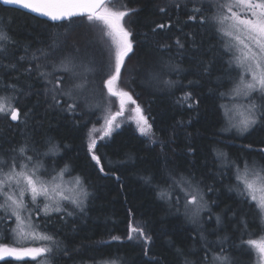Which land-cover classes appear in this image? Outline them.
<instances>
[{
  "label": "trees",
  "instance_id": "1",
  "mask_svg": "<svg viewBox=\"0 0 264 264\" xmlns=\"http://www.w3.org/2000/svg\"><path fill=\"white\" fill-rule=\"evenodd\" d=\"M175 2L181 4L179 9L175 7L174 0H112L109 4L110 7L138 9L128 16L134 48L122 70L130 73L126 74V88L150 118L155 134L143 136L135 126L126 124L110 137L99 136L97 154L101 155V164L108 176L99 171L87 149L88 133L100 121L97 110L85 111L83 117L59 111L52 106L46 80L35 73L31 77L24 73L30 63L33 67L37 63H48L43 58L33 61L31 56H39L37 50L47 51L57 37L64 42L61 50L55 53L57 62L70 53L75 44L82 53L90 51L94 55L97 68L98 58H104V55L101 45L92 40L95 34L92 25L85 17L50 22L0 3V26L5 27L17 42L14 48L9 47L7 59L0 56V90H4V85L15 84L16 93L10 87L6 90L9 95H19L16 107L20 108L22 119L23 114L31 110L26 125L9 118L0 119V145L16 147L26 136L59 144L61 153L55 159L72 165L74 173L86 179L92 193L83 213L78 211L70 217L54 213L47 220L43 215L39 217L41 228L54 235L61 244L54 264L122 257H127L125 264H182L177 249L191 253L190 259L195 255L202 256L205 242L198 236L200 232L196 224L189 222L182 208L176 211L157 196L155 185H163L161 173L174 169L187 174L191 170L212 184L211 174L219 169L216 150L243 152L247 157L261 159L259 152H248L242 146L264 147V125L239 136L223 130L226 123L223 109L219 106L226 100L221 99L218 93L231 87L228 78L234 77L235 73L230 72L226 63L228 57L222 51L221 37L214 34L211 27L206 30L188 20L192 14L191 7L193 4L200 6L201 0H192L187 8L184 7L185 0ZM160 8L166 11L161 12ZM156 24H171V27L160 30L156 29ZM176 38L184 44L183 49L175 44ZM161 45L169 47L163 49ZM19 56H26V60L18 61ZM161 59L171 60L181 69L179 73L167 72L161 76V79L181 82L179 87L168 89L152 78V72L159 69ZM9 64H16L19 71L5 67ZM205 67L207 72L203 71ZM42 71L50 72L52 69L42 68ZM190 80L195 83L188 85ZM19 89L30 95H21ZM184 92H192L199 100L198 106L189 107L191 100L178 102ZM92 101L96 102L95 99ZM74 119L80 123L74 124ZM41 145L45 150L43 142ZM113 172L120 177L119 180L111 175ZM150 176L155 177L151 184L145 182V177ZM233 183L225 178L223 182L214 184L215 193H208L209 202H215L212 208L216 215L225 210L228 213L237 210L241 214L250 208L254 210L255 207L242 203L235 192L229 191ZM129 208L134 213L133 222L142 223L152 238L147 251L134 240L121 242L111 239L127 231ZM248 219L253 221L251 215ZM2 241L7 243L9 239ZM214 246L217 247L216 244ZM242 259H252L251 254L243 255ZM14 262L17 261L0 260V264Z\"/></svg>",
  "mask_w": 264,
  "mask_h": 264
},
{
  "label": "snow or ice",
  "instance_id": "2",
  "mask_svg": "<svg viewBox=\"0 0 264 264\" xmlns=\"http://www.w3.org/2000/svg\"><path fill=\"white\" fill-rule=\"evenodd\" d=\"M2 2L49 18L51 21H71L74 17H85L88 22L101 25L103 35L114 45L111 53L113 62L109 66V74L103 85L109 97L118 98L119 108L114 112L109 109L104 115L97 117L103 120V128L101 130L91 128L87 142L91 160L101 173L108 176L109 173L101 164V155L97 154L98 140L93 133L102 131L103 137H110L113 131L120 127L118 118H123L135 123L141 135L152 137L155 134L148 116L144 114V109L132 93L118 87L125 60L130 58L134 48L133 32L125 27V17L138 9L110 7L112 0H2ZM191 2L192 0H185L184 7L187 8ZM174 3L177 9L181 7L179 2L174 0ZM159 11L165 12L166 9L160 8ZM190 11L192 14L188 16L189 21L198 23L206 30L211 27L213 33L221 37L222 51L228 57L226 63L230 72L235 73L234 77L228 78L231 87L218 93L221 99L226 100V103L219 106L223 109L226 123L223 130L235 129L237 133L243 135L258 125H264V0H224L223 3L220 0H201V5L193 4ZM170 27L171 24H156V29L160 30ZM192 42L195 45L194 36ZM16 43L8 30L0 26V56L7 59L9 47L14 48ZM63 43L57 37L47 51L37 50L40 55L32 54L31 60L39 61L43 58L48 63L43 65L37 63L35 67L30 63L24 69V73L29 77L35 73L46 80L49 85L46 91L51 97L52 106L59 111L83 117L85 111L91 113L102 109L100 104H93L87 94L90 77L97 71L94 55L90 51L82 53L81 49L73 44L72 51L60 57L57 62L55 53L61 50ZM175 44L180 49L184 48L179 38H176ZM160 47L167 49L169 46ZM17 59L25 61L26 56H19ZM5 67L19 71L16 64ZM42 68H51L52 71H42ZM179 71H181L179 66L174 65L171 60L161 59L159 69L152 72V78L160 81L166 88L174 89L179 87L181 82L161 79V76L167 72ZM203 71L207 72L208 68L205 67ZM193 83L195 82L188 81V85ZM8 87L13 93L17 92L15 84L6 85V89ZM19 93L30 95L23 89H19ZM189 100L192 101L189 107L198 106L199 100L192 92H184L178 98V102L181 103H187ZM18 102L19 95L0 96V115L26 125L31 110L26 111L22 119L21 110L16 107ZM126 111L129 114L127 117ZM73 123L80 122L74 119ZM41 142L45 146L44 151L40 150ZM242 147L248 152H259L261 159L242 154L233 157L225 151L216 150L215 158L219 161V169L211 174L212 184L206 183L203 176L198 177L191 170H188L187 174L178 173L174 169L161 173L163 185H155L158 198L176 211L182 208L185 217L193 224L198 223L205 211L210 214L209 219L212 218L207 195L210 192L215 193L214 184L223 182L225 178L234 181L229 191L235 192L242 203L257 210L254 221L242 218L236 212L232 213L236 220V232L240 234L238 244L225 236L217 242L218 250L214 251L205 242L202 246L203 255L198 260L190 259L191 253L177 249V255L182 257V264H242L241 257L252 252L255 253L252 264H264V147L257 149L251 144ZM59 154V144L50 140L39 141L28 136L18 146L0 154V214H2L0 221L6 225L5 229L0 231V239H8L10 236L13 244H35L37 241L42 244L12 246L9 243H0V260L6 257L18 260L42 258L45 264H48V258L59 249L60 242L53 235L40 232L39 229L43 225L37 223L36 218L43 215L47 220L54 213L70 217L76 211L83 213L88 206L92 193L88 190L86 179L78 174L71 175L72 168L68 164L62 168L54 167V158ZM48 157H52L53 160L46 163ZM111 175L117 180L120 179L115 172ZM154 179L155 177L151 176L145 177V182L151 184ZM169 180L171 183H168ZM66 205L72 207L73 211H68ZM127 211L129 217L127 234L124 237L112 236L111 239L150 242L151 237L145 234L143 224L137 222L134 225V213L130 208ZM215 220L218 225L222 222L220 215H215ZM250 223L256 224L258 233L251 231ZM245 235H258V238L245 240ZM198 236L206 241L202 232L198 233ZM233 251L237 255H233ZM93 264H97L95 258ZM98 264H118V261L102 260Z\"/></svg>",
  "mask_w": 264,
  "mask_h": 264
},
{
  "label": "rangeland",
  "instance_id": "3",
  "mask_svg": "<svg viewBox=\"0 0 264 264\" xmlns=\"http://www.w3.org/2000/svg\"><path fill=\"white\" fill-rule=\"evenodd\" d=\"M90 24L92 25V28L95 31V34L93 33L94 34L93 35L94 37H93L92 40L95 43H97L98 45H101L104 58H101V59L98 58L97 71L95 72V74H93L90 77V81L91 82H90V84L88 86V92H87V94L90 96L91 102L93 104H97L98 103V104H100L102 106V109L97 110L98 116H102L109 109L114 112V111H117L118 108H119L118 98L109 97L108 94H107L106 87L103 85V81L105 79H107V75L109 74V66L113 62L112 61V58H111V53H112V51L114 49V45L111 44V41L109 40V38H107L106 36L103 35V29H102V26L101 25H98V23H90ZM128 26H129L128 17H125V27H127L129 29ZM126 74H130V73L128 71L127 72H123V70H121V79L118 82V87L123 88L126 91H128V89L126 88V83H127V76H126ZM3 89L4 90H2V91L0 90V96H2V95L11 96V95H9L7 93V90H5L6 89V86L5 85L3 86ZM133 97H134V95H133ZM100 98H101V101H100ZM93 99H95L96 102L92 101ZM128 115L129 114L126 111L125 112V116L127 117ZM145 115L148 116L147 114H145ZM1 118H9L10 119V117L3 116V115H0V119ZM118 122L120 123V127L116 128L113 131V133L116 130L120 129L122 126L126 125V124H132L133 126L136 127L135 123L131 122L130 120H125L123 118H118ZM149 122H150V120H149ZM20 124H21V122H20ZM94 127L97 128L98 130H101L103 128V120L100 119L99 124L96 125V126H94ZM136 129H137V127H136ZM137 131H138V129H137ZM226 132L234 133L237 136L241 135V134L237 133L235 129H232L231 131H226ZM93 135L96 136V138H98L99 136L103 135V132L102 131H97L96 133H93ZM41 146L42 145L40 143V145H39L40 150L41 151H44ZM9 147H11L9 144H5L3 146L0 145V154L6 153L9 149H11ZM225 152L229 153L233 157L239 156L241 154L244 155V156H246L243 152H235V151L233 152V151H230V150H226ZM60 153H61V151H60ZM51 158L52 157H48L45 162L48 163V162L52 161L53 158L52 159ZM256 159L259 160V158H256ZM65 164H68V163H64L63 161H58L57 159L54 158V165H53L54 167L62 168ZM68 165H70V164H68ZM70 167L72 168L71 175H77V174L74 173L75 171L73 170L72 165H70ZM212 205H213V203H210V206H211V209H212V218L209 219V215L210 214H208V212L205 211V212H203L201 214V219L198 221V223H196V227H198L199 232H202L203 235H204V237H206V241L205 240H203V241L204 242H207L208 243V246L211 249H217V247L214 246V244L217 245V242H216V240H214L215 239L214 237H216L217 240H221L223 237L228 236V237H230L232 239V242L233 243H237L238 244L239 243V236H240V234L236 232V220L233 218L232 213L233 212H236L239 216H241L242 218H246V219H248V215H251L252 216V219L254 221L256 219V216H257V211L255 210V208H254V210H252L250 208V210L247 209V211L245 213L241 214V213H238L237 210H234V211L229 212V213H228L227 210H225V211L220 212L218 214V215H220L221 221H222L221 224L218 225L216 223V220H215L216 213L214 212V209L212 208ZM66 207H68V211H70V212L73 211V208L72 207H69L67 205H66ZM76 213H78V211H76ZM0 215H2V214H0ZM183 215H184V212H183ZM203 215L205 216V218H203ZM212 220H213V223H212ZM36 222L40 224L39 217L36 218ZM136 223L137 222H133L134 225ZM8 225L9 226L11 225V221L8 222ZM5 227H6V225L4 224V222L3 221H0V231H3L5 229ZM249 228L251 229V231L253 233H258V231H259L257 229L255 223H253V225L250 223L249 224ZM144 229H145V227H144ZM39 231L40 232H45L46 234L51 235V234H49L47 231H45L42 228H40ZM127 231H128V228H127ZM126 234H127V232L125 231L124 235H126ZM145 234L148 235V236H150L148 234V232H147L146 229H145ZM235 235H236V239H235ZM245 236H246V237H244L245 240L246 239H250V238L251 239L258 238V235H245ZM8 239H9V242H7V243H9L12 246H42L41 242H39V241H37L35 244H25V243L13 244L10 236H9ZM2 240L3 239H0V243H5ZM56 240L59 241L57 238H56ZM134 241L138 242L146 251L148 250V247L153 242L152 241V238H151V241L150 242L137 241V240H134ZM60 250H61V244H60L59 249H57L54 252V254L48 258V264H51V262H50L51 261V258L57 252H59ZM192 253H194V250L193 249H192ZM233 255H237V253L235 251H233ZM189 256H191V255H189ZM254 256H255V253L252 252L251 253L252 259H249L247 261L246 260H243L242 257H241L242 264H252V261L254 259ZM198 257L199 256L195 255L192 260H197ZM126 259H127V257H122V258H104V259L95 260V261L97 262V264H98L99 261H102V260H113V261H118V264H125V260ZM15 260L17 262H14V264H45V261L42 258H37L36 260H32L31 259L30 261H21V260H18V259H15ZM70 264H93V260L87 261V262L86 261H72V262H70Z\"/></svg>",
  "mask_w": 264,
  "mask_h": 264
},
{
  "label": "water",
  "instance_id": "4",
  "mask_svg": "<svg viewBox=\"0 0 264 264\" xmlns=\"http://www.w3.org/2000/svg\"><path fill=\"white\" fill-rule=\"evenodd\" d=\"M0 3L1 4H3L4 6H7V7H12V8H16V9H19L17 6H15V5H9V4H4L3 2H2V0H0ZM19 10H21V9H19ZM22 11H25V12H28V11H26V10H22ZM28 13H30V12H28ZM30 14H32V15H34V16H37V17H39V18H42V19H46V20H48V21H50V22H62V21H51L49 18H46V17H42V16H38L37 14H33V13H30ZM11 258H14V257H6V258H4L3 260H7V259H11ZM28 259H31V258H28Z\"/></svg>",
  "mask_w": 264,
  "mask_h": 264
},
{
  "label": "flooded vegetation",
  "instance_id": "5",
  "mask_svg": "<svg viewBox=\"0 0 264 264\" xmlns=\"http://www.w3.org/2000/svg\"><path fill=\"white\" fill-rule=\"evenodd\" d=\"M11 120V119H10ZM12 121V120H11ZM13 122H19V121H13ZM20 123V122H19ZM127 228H128V225H127ZM127 232V231H126ZM117 236V235H116ZM125 235H120V237H124ZM115 241H118V240H115ZM121 242H127L129 240L127 239H122L120 240ZM61 254H64L63 252ZM56 254L51 258V264H54V258H55ZM9 260H15V259H9ZM1 261H4V260H1ZM21 261H30V259H22Z\"/></svg>",
  "mask_w": 264,
  "mask_h": 264
}]
</instances>
